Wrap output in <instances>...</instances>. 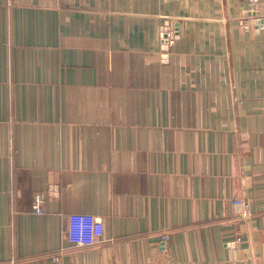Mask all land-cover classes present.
I'll list each match as a JSON object with an SVG mask.
<instances>
[{"label":"crops","instance_id":"0c3cea01","mask_svg":"<svg viewBox=\"0 0 264 264\" xmlns=\"http://www.w3.org/2000/svg\"><path fill=\"white\" fill-rule=\"evenodd\" d=\"M71 214L98 218V245L74 248ZM17 263L264 264V0H0Z\"/></svg>","mask_w":264,"mask_h":264},{"label":"built area","instance_id":"2783aa9c","mask_svg":"<svg viewBox=\"0 0 264 264\" xmlns=\"http://www.w3.org/2000/svg\"><path fill=\"white\" fill-rule=\"evenodd\" d=\"M162 33L164 43L166 40L170 42L172 39L175 38L174 32L169 30V25H166L163 28ZM235 203L241 207H245V202L243 201H237ZM46 205L47 198L45 197V195L38 194L34 198L32 208L34 212L42 215L45 213ZM68 220V234L71 240L75 243L74 248H84L98 245L99 237L102 234V224L99 222L97 217L92 214H71ZM162 240L167 243L169 241V237L167 235H163ZM58 257L59 256H57L56 258L58 259Z\"/></svg>","mask_w":264,"mask_h":264},{"label":"rangeland","instance_id":"374dc122","mask_svg":"<svg viewBox=\"0 0 264 264\" xmlns=\"http://www.w3.org/2000/svg\"><path fill=\"white\" fill-rule=\"evenodd\" d=\"M253 17H258L257 20H256V25H257V28L256 29H259L260 26L262 25L263 23V19L260 18V14L258 12H248L246 14V23L244 24V28L246 31H249L251 30L252 26H253V23L251 21V18Z\"/></svg>","mask_w":264,"mask_h":264},{"label":"water","instance_id":"95a60500","mask_svg":"<svg viewBox=\"0 0 264 264\" xmlns=\"http://www.w3.org/2000/svg\"><path fill=\"white\" fill-rule=\"evenodd\" d=\"M166 30H167V29H166ZM165 44H169V42L166 40V41H165Z\"/></svg>","mask_w":264,"mask_h":264}]
</instances>
